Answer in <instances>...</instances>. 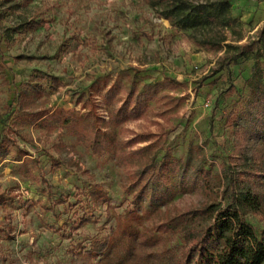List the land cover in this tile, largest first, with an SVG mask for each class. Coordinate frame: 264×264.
<instances>
[{"label": "rangeland", "instance_id": "rangeland-1", "mask_svg": "<svg viewBox=\"0 0 264 264\" xmlns=\"http://www.w3.org/2000/svg\"><path fill=\"white\" fill-rule=\"evenodd\" d=\"M184 1L213 18L182 30L163 19L166 5L145 0H0V264H80L79 253L131 223L133 207L135 229L160 247L157 227L220 202L222 170L242 171L239 158L257 156L264 183V132L249 105L252 70L264 71V0ZM129 92L148 95L143 113L117 125ZM59 109L75 127L52 120ZM164 156L182 167L134 203L141 159ZM247 221L264 231V217Z\"/></svg>", "mask_w": 264, "mask_h": 264}, {"label": "trees", "instance_id": "trees-1", "mask_svg": "<svg viewBox=\"0 0 264 264\" xmlns=\"http://www.w3.org/2000/svg\"><path fill=\"white\" fill-rule=\"evenodd\" d=\"M154 8L166 5L163 19L173 27L182 30L196 28L204 18H213L204 6L190 9L184 0H145ZM258 39L264 46V29L258 33ZM239 50H249L248 45H242ZM45 83L52 87L55 79L45 77ZM33 86V85H30ZM251 100L249 105L255 109L252 116L260 123V132H264V71L252 70L249 79ZM31 90L37 91L36 87ZM94 92L83 96L78 101L86 105ZM107 99L115 95L113 90L105 94ZM147 94L135 95L129 92L113 122L137 120L143 113ZM73 113L62 109L54 111L50 117L55 123L74 126ZM75 127V126H74ZM12 132H15L12 130ZM91 138L92 132L85 131ZM86 136V135H85ZM94 144L102 146L101 142L93 137ZM4 138H0V154L4 153ZM13 144H15L12 141ZM20 157L28 153L15 147ZM145 148L132 154H142ZM257 156H253L250 163L246 160L236 159L241 163L242 171L232 172L230 167L222 170V193L218 203H206L200 208L185 212L175 218L168 219L157 227L161 234L157 242L152 238H143L133 226V220H138L134 207L125 213L131 223L117 224L103 241L95 242L91 249L79 253L76 258L80 264H264V231L260 234L247 221L249 215L264 217V183L254 167ZM141 168L132 182L133 202L143 199L149 189L163 181L165 174L176 168H181L179 160L168 159L164 156L160 162L141 159ZM202 186L207 191L210 178L209 172L203 171ZM91 201L97 203L103 196L99 187H93L88 192ZM112 220V217H107ZM88 222V219L86 220ZM4 229L0 226V231ZM173 240L175 241L173 243Z\"/></svg>", "mask_w": 264, "mask_h": 264}]
</instances>
